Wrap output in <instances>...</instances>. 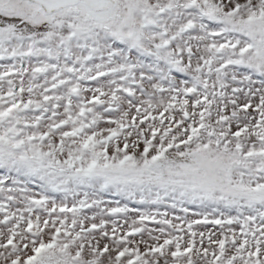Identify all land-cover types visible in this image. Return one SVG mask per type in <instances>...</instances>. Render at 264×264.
I'll return each mask as SVG.
<instances>
[{
	"label": "snow or ice",
	"instance_id": "snow-or-ice-1",
	"mask_svg": "<svg viewBox=\"0 0 264 264\" xmlns=\"http://www.w3.org/2000/svg\"><path fill=\"white\" fill-rule=\"evenodd\" d=\"M0 264H264V0H0Z\"/></svg>",
	"mask_w": 264,
	"mask_h": 264
}]
</instances>
